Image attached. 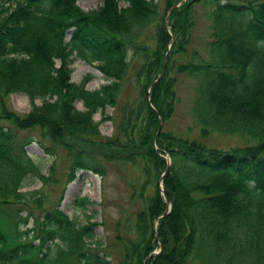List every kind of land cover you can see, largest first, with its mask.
<instances>
[{
    "label": "trees",
    "instance_id": "16d2710c",
    "mask_svg": "<svg viewBox=\"0 0 264 264\" xmlns=\"http://www.w3.org/2000/svg\"><path fill=\"white\" fill-rule=\"evenodd\" d=\"M76 1L0 0V264H109L84 250L88 223L76 227L35 200L38 218L11 213L9 205L25 206L24 180L43 179L24 151L31 139L18 144L12 129H38L47 156L61 148L69 181L77 171L103 176L102 162L139 165L143 206L121 264H264V0H163L162 12L146 0H102L84 12ZM198 4L210 23L208 60L188 52ZM177 56L186 60L176 64ZM71 57L111 82L95 91L84 88L90 76L70 82ZM133 61L136 99L117 107L115 135L101 138L93 115L105 120V108H116ZM172 73L195 80L201 136L253 144L219 150L157 132L174 111ZM15 93L32 104L24 115L5 107Z\"/></svg>",
    "mask_w": 264,
    "mask_h": 264
},
{
    "label": "rangeland",
    "instance_id": "374dc122",
    "mask_svg": "<svg viewBox=\"0 0 264 264\" xmlns=\"http://www.w3.org/2000/svg\"><path fill=\"white\" fill-rule=\"evenodd\" d=\"M155 3L158 11L163 10V0H146ZM245 1V0H234ZM102 0H77L76 5L84 12L95 10L101 5ZM119 7H125L123 1H118ZM171 10V9H170ZM165 13V18L170 12ZM207 8L200 4L195 6L193 16L195 19L191 31L189 51H195L204 60L209 59L208 43L210 42V23L206 16ZM70 32L66 33L68 40ZM129 58V55H128ZM175 63H181L186 59L177 56ZM135 61L129 62L127 76L122 82L120 94L117 98L116 108L106 107L101 120V115L97 112L93 115V121L97 123V130L101 138L114 136L116 125L119 120L117 107L123 103H133L137 96V89L134 83ZM70 82L79 84L85 77L90 76V80L85 85V90L95 91L100 86L108 84L99 74L94 66L86 64L74 57H71ZM175 77L174 93L175 106L171 117L160 123V130L169 132L172 135L195 141L205 147L219 150L243 147L252 145L253 141L238 135H221L210 132L206 136H201L200 127L192 118L191 110L195 99V80L184 74H171ZM5 107L16 114L24 115L31 109L32 104L26 96L15 93L5 99ZM39 100H34L33 105L38 106ZM76 110L83 108L79 101L73 103ZM110 117L112 120H106ZM15 140L18 144L26 138L31 142L26 145L24 151L28 158L38 167L43 179L28 177L23 182L20 192L24 194L25 206L9 205L12 214L20 208H25L32 213V218H38L42 210L52 211L57 208L64 216L72 221L76 227L85 224L91 226V238H85L84 250L92 255L106 256L109 264H121L122 247L134 238V224L136 213L141 210L143 201L140 198L139 186L143 177L139 171V165H129L123 162H102L104 169L103 176L92 174L88 171H77L73 179L68 180V157L61 148H55L53 155H46L40 149L39 143L49 147V142L42 139L38 129L15 130L12 129ZM166 158V156H164ZM167 163H169L167 158ZM167 166V165H166ZM162 176V174H161ZM160 176V177H161ZM160 194H162V188ZM135 191V192H134ZM148 192V189L144 191ZM144 192L142 193L144 195ZM141 194V195H142ZM86 198L88 205L79 207L76 201L79 198ZM39 202L40 208L33 207V201ZM20 215H25L22 210ZM32 219H29L27 227L30 228ZM155 229V228H154ZM155 248L152 254H156ZM71 264H76L73 258Z\"/></svg>",
    "mask_w": 264,
    "mask_h": 264
},
{
    "label": "water",
    "instance_id": "95a60500",
    "mask_svg": "<svg viewBox=\"0 0 264 264\" xmlns=\"http://www.w3.org/2000/svg\"><path fill=\"white\" fill-rule=\"evenodd\" d=\"M166 23H167V19L165 18V19H164V24H166ZM156 80H157V79H156ZM156 80H155L154 82H156ZM159 129H160V123L158 124L157 132H159ZM165 171H166V169H165ZM165 171H164V172H165ZM163 174H164V173H163ZM163 174H162V175H163ZM159 190L161 191V189H159ZM164 214H165V213H163V215H164ZM163 215H161V217H162ZM153 228H155V225H154Z\"/></svg>",
    "mask_w": 264,
    "mask_h": 264
}]
</instances>
